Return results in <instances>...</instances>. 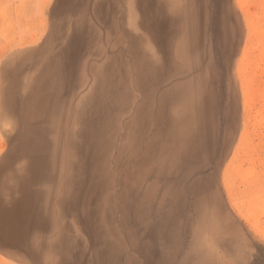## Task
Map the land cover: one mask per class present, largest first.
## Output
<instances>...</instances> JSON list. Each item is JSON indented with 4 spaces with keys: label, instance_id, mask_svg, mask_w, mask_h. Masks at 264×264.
I'll list each match as a JSON object with an SVG mask.
<instances>
[{
    "label": "rangeland",
    "instance_id": "rangeland-1",
    "mask_svg": "<svg viewBox=\"0 0 264 264\" xmlns=\"http://www.w3.org/2000/svg\"><path fill=\"white\" fill-rule=\"evenodd\" d=\"M202 5L0 0V264H264V0Z\"/></svg>",
    "mask_w": 264,
    "mask_h": 264
},
{
    "label": "bare ground",
    "instance_id": "bare-ground-1",
    "mask_svg": "<svg viewBox=\"0 0 264 264\" xmlns=\"http://www.w3.org/2000/svg\"><path fill=\"white\" fill-rule=\"evenodd\" d=\"M202 1H204V7L205 6H209V4H212L214 2V0H166V2L168 3V8H169V13L174 16L179 22H180V30H181V35H182V41H181V45H180V50H182L180 52V60L182 61V59H186V50H187V46H188V39H190V37L188 38V28H192V23L191 21L194 20L193 22V30L194 33L196 34L197 38H196V42H199V36H200V28H201V24H200V18L202 16V14L204 13L203 11V5H202ZM221 2V1H220ZM224 2V1H223ZM222 2V3H223ZM213 9V7H212ZM207 10V9H206ZM211 10V9H210ZM225 7L224 5L222 6V8H220L221 13H219L218 15L220 16V18L217 20L218 21V25H217V33H218V38L216 41V46L221 45V43H225L226 45H229L230 41H228V39L226 38L227 36L225 35L224 38V30L226 28V20H227V12L225 11ZM203 11V12H202ZM211 12V11H210ZM218 12V11H217ZM213 13V12H212ZM208 14V13H207ZM206 14V15H207ZM211 14V13H210ZM205 16V15H204ZM213 16H215V14H213ZM172 18V17H171ZM205 18V17H204ZM208 18V17H207ZM203 19V18H202ZM208 20V19H206ZM205 20V21H206ZM208 22V21H207ZM206 23V22H205ZM209 23V22H208ZM207 25V24H206ZM225 25V26H224ZM203 26V25H202ZM208 26V25H207ZM180 32V31H179ZM192 32V31H191ZM228 33V32H227ZM191 35V34H190ZM179 36V35H178ZM203 40V39H202ZM209 41V40H208ZM213 43V42H212ZM211 45V44H210ZM223 45V44H222ZM225 45V44H224ZM199 45L196 44V47L198 48ZM208 47V46H207ZM192 48V47H191ZM211 48V46H210ZM221 48V47H220ZM226 48V46H225ZM212 49V48H211ZM209 50V49H208ZM195 51V50H194ZM197 51V50H196ZM223 51V49H222ZM221 51V52H222ZM209 52V51H208ZM207 52V57L209 58H213V53L214 52ZM195 53V52H194ZM191 55V54H190ZM224 55V53H223ZM226 56V55H224ZM219 57V56H218ZM227 57V56H226ZM218 59V58H217ZM226 60V59H225ZM224 60V61H225ZM221 61V60H220ZM215 62V61H214ZM225 63V62H224ZM227 63V61H226ZM225 63V64H226ZM201 66V65H200ZM209 69V67H208ZM196 71V69H195ZM204 73V72H203ZM215 74V73H214ZM204 75V74H203ZM204 82V81H203ZM192 84V83H191ZM193 86V85H192ZM203 86V85H202ZM199 106V104H197ZM200 108V107H199ZM201 119V118H200ZM201 124V123H200ZM203 125V124H202ZM201 126V125H200ZM198 139V138H197ZM196 207L197 209L201 210L203 213H206L205 215H207L209 212L211 211L212 208H209L210 204H209V199L208 197H203L202 199L199 198L197 203H196ZM205 211V212H204ZM201 213V214H203ZM199 214V213H198ZM210 214V213H209ZM203 218V217H202ZM211 225V227L214 226V228L219 231L220 233H226V228L227 225L225 224V221L220 223L219 221L217 222H212L209 224V226ZM213 225V226H212ZM232 233V232H230ZM211 235V234H210ZM222 235V234H220ZM240 236V235H239ZM224 239V238H223ZM201 256V255H200ZM204 256V255H203ZM205 258V257H204ZM202 264H215V261L213 262L210 259H206ZM218 264V263H216Z\"/></svg>",
    "mask_w": 264,
    "mask_h": 264
}]
</instances>
